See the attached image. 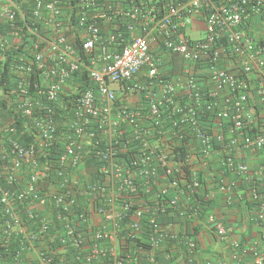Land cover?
I'll return each mask as SVG.
<instances>
[{"label": "built area", "instance_id": "1", "mask_svg": "<svg viewBox=\"0 0 264 264\" xmlns=\"http://www.w3.org/2000/svg\"><path fill=\"white\" fill-rule=\"evenodd\" d=\"M3 1L0 18L15 31L8 33L18 39L15 44L22 35L17 16L42 25L36 29L24 23L35 39H29L28 52L12 66L18 85L12 90V114L29 119L35 140L26 146L11 141L8 147L0 140V176L6 180V185L0 180L4 238L22 235L35 264H56L33 241L42 244L58 226L60 243L76 251L77 264H138L144 248L138 247L133 259L127 242L141 236L145 223L149 242L172 239L163 230L171 224L161 223L172 212L207 216L216 235L225 238L227 230L208 213L211 187L229 203L233 189L247 182L251 172L241 151L264 153V0H77L75 28L61 21L64 0H33L30 10ZM126 18L131 22L124 24ZM198 21L202 34L191 39L187 29ZM173 56L178 57V72L164 77L162 72L173 67ZM32 66L42 72V81L32 86L39 92L45 88L43 98L50 106L32 96L26 81ZM80 70L94 87L71 100L73 118L59 122L53 107L62 94L76 93L79 82L72 80ZM202 110L211 112L217 140L230 139L220 144V169L211 164L217 153L215 135L196 120ZM173 116L183 124L171 136L165 123ZM12 124L0 122V134L14 132ZM58 139L63 152L55 168L57 180L45 182L39 154ZM180 145L195 151L187 163L193 164L191 157L196 156L199 165L186 170L189 182L184 165L171 160ZM91 164L96 166L92 174L86 169ZM22 167L27 180L20 183ZM257 172L264 174V166ZM197 191L200 202L191 194ZM246 193L256 203L254 220L262 227L259 239L264 244V199L254 185ZM27 201L28 208L19 207ZM92 219L102 227L92 229ZM28 221L36 222L37 229L27 231L32 225ZM89 241L95 247L82 253ZM193 248L190 244L189 252ZM248 251L254 264H264V254ZM57 262L68 264V259Z\"/></svg>", "mask_w": 264, "mask_h": 264}, {"label": "trees", "instance_id": "2", "mask_svg": "<svg viewBox=\"0 0 264 264\" xmlns=\"http://www.w3.org/2000/svg\"><path fill=\"white\" fill-rule=\"evenodd\" d=\"M32 1L33 0H13V2L16 3V5H18L21 10L22 9L26 10L28 8L30 10V5ZM76 1L77 0H64L65 3L63 6H66V8L64 9V16L61 18L62 23L68 25L69 27L74 26V28L76 27L74 14H75V11L78 10L77 5L75 4ZM98 1L99 3H101V0H97V2ZM5 4H6L5 1L1 2L0 8H3ZM24 21L21 22V18L17 16V21L15 25L17 27L22 26V28L19 30V33H22V35H20L21 42H19L18 44H15V43H12L11 41L12 36L8 34V33H13L15 31L11 30L12 28L7 23V21L0 18V35L2 36L3 41H6V42H3L6 44L0 45V117H1L0 122H6V121L10 122L11 120L13 121V124L11 126L14 128V132H8L7 134H0V140H2L5 147H8L11 141H15L22 146H26L27 144L35 140L34 130L30 126L29 119H27L25 116L21 114H12L13 101L16 99V94L12 93V90L18 88L17 80L15 79L16 75L14 71L12 70L13 63L19 57L20 54L28 52L27 49L29 48L27 45L29 44V39H31L32 36L26 32V26L29 25L33 28L37 27L38 29L42 27V25L40 24H32L31 21L27 20V18H25ZM128 22L130 23L131 21L126 18L124 20V24H127ZM24 23H27V25H25ZM32 39H35V37H33ZM74 42L79 48V41L75 40ZM205 62L210 63L209 60H205ZM170 68L171 70L167 71V73H169V77H171L170 75H172L173 73L174 74L176 73V71H173L172 66ZM40 73L42 72L36 66H32L30 69V74L27 76L26 81L29 82L32 96L34 95L38 97L37 99L39 100V103L44 104L46 100L43 98V96L45 97V94H43L42 92L44 91L45 88L41 87L39 89L40 90L39 92L38 90H35V88H33L32 86L33 83L42 81V77ZM77 73L78 74H75L72 80V83L74 84L79 82V84L76 87L77 89L76 93H74V95H72L71 97L65 96L64 94H62L59 97L60 103H57V105L53 107L54 118L55 120L59 122H62V121H64V123L69 122L68 120L73 118L72 112L69 111V106H70L69 102H72L73 100L78 99L81 93L85 91L86 89L94 87L93 83H91V81L87 78L86 72H84L83 70H80ZM22 79H24V77ZM46 104L50 106V104L47 101H46ZM134 108H137V106H135ZM140 112L144 113L145 110H141ZM200 113L201 114L198 115V118H196V120L198 123H201L202 126H204L203 123H208L212 121V115L210 114L211 112L207 110H202ZM182 124L183 123H180L177 121L176 116H173L170 120L166 121L165 129L167 130V133H169V135L172 136L174 131H177L178 128L182 127ZM216 142L215 141L213 142V144L215 143L214 144L215 147L218 146ZM173 151L174 152L171 154V160L174 163L180 162L182 163V165H184L182 169L183 171L186 172L185 178L187 179L189 177V172L186 171L188 167L196 169L195 166H199L196 163L197 158L193 164L187 163V161L190 160L191 155L189 152V148L186 147L185 145H180L176 147L175 150ZM62 152H63V143L60 141V139H58L57 142L54 143L50 148L48 149L45 148L43 152L39 154V161L43 165L45 169V173H46L45 182L55 183V181L57 180V177L55 174V168L57 167V160L62 155ZM89 163L90 162H88L87 164ZM95 167L96 166H94V164H91V166L87 165L86 167L87 173L89 172L90 174H92ZM217 168L220 169L221 167L217 165ZM18 176H19L20 183L25 182V180H27L26 179L27 172L24 167H22L20 171H18ZM3 178L4 176L1 175L0 176L1 185H6V180ZM187 180L189 182V179ZM15 187L16 185L13 183L12 189H14ZM182 187H187V184H184L183 182ZM203 188L204 187H202V189ZM199 191L195 193H191L192 197L193 198L195 197L196 200L200 199ZM202 193H206V190H202ZM28 204L29 203L27 201L22 206H19V207L25 209V208H28ZM30 205L31 204H29V206ZM205 205H206L205 203L201 204V206H205ZM254 205L255 204L253 202L248 203V207L251 209L252 208L254 209L255 207ZM40 213L41 211L38 212V214ZM42 213L47 214L48 213L47 209L46 210L44 209ZM173 213L174 215L176 214L175 212ZM20 214L25 220L26 219L25 215L22 213L21 210H20ZM0 217H1V212H0ZM179 217H185V216H179ZM53 218L54 216L51 217L52 220ZM26 223L32 224L30 228H27V231L37 229L38 227V224L36 222L32 223V221H28ZM61 231L62 229L59 226L57 227L56 230H53L51 228L50 233H49L51 238H48V240L47 239L43 240L42 244H40L39 241L37 240L33 241L34 242L33 245L35 246L34 248H37L40 251H43V253L47 252V254L45 255L53 256V259L56 262V264H58L57 261H60V258L62 257H65L68 259V264H77V260H74L75 259L74 254H76V251L73 248H69L60 243L59 235ZM123 233H124V230L123 228H121L119 232V238L122 237ZM4 237L5 236L3 235L2 228H1V231H0V264H35L33 263L34 260H30L28 258V255H30V253H28V247L22 235H13L7 240ZM140 242H142V244L145 245V246L142 245L141 247L143 248L148 247L146 243V242H149L146 223H145V229L142 231L141 236H139V238H137L136 240H133V238L129 239V242H127L128 246L132 244V247L129 248L130 249L129 253L132 255L133 259L135 258L134 251L138 248L139 245H141ZM138 264H148V263L138 260Z\"/></svg>", "mask_w": 264, "mask_h": 264}, {"label": "crops", "instance_id": "3", "mask_svg": "<svg viewBox=\"0 0 264 264\" xmlns=\"http://www.w3.org/2000/svg\"><path fill=\"white\" fill-rule=\"evenodd\" d=\"M188 32L191 36H200L202 34L201 21L195 22ZM17 40L15 38L11 41L16 43ZM162 76L169 77V73L163 71ZM203 124L205 126H202L203 128L210 127L212 134L215 135L213 142L217 141V153L211 158V164L215 165L214 168L217 169V165L221 167L224 155L223 147L220 144L225 140V143H229L230 139L226 136L220 143L216 138L219 133L218 128L210 122ZM193 142L196 144L194 140ZM190 152L193 153L192 155L195 153L194 150H190ZM241 155L243 161L251 168L249 180L233 189L229 203H226L224 196L217 192L216 187L212 186L213 192L210 193L211 197L208 201V213L223 225L227 230V236L223 239L219 238L207 221V216L187 218L179 217L172 212L168 217L161 219V223L162 225H165L166 222L171 224L170 227H164L163 230L166 234H172L173 238L161 242H146L148 247H144L141 256L137 255L138 260L148 264H254V257L248 250L264 254V244L259 239L262 227L255 223L253 208L248 207V203L253 201L246 193L248 187L254 185L258 188L260 199H264V174L257 172L260 166H264V153L252 154L242 150ZM191 160L194 162L196 156L191 157ZM215 182H211V185ZM253 203L256 205L255 202ZM97 224H100V220L92 219L90 226L92 229L102 227H98ZM87 235L90 236V231H87ZM233 243L238 244L239 247L234 248ZM140 244L138 247L143 245L142 242ZM190 244L194 245L191 252H189ZM95 245L92 241L85 242L81 252L89 253ZM131 247L132 244L129 248ZM243 249H247V252L241 254Z\"/></svg>", "mask_w": 264, "mask_h": 264}, {"label": "clouds", "instance_id": "4", "mask_svg": "<svg viewBox=\"0 0 264 264\" xmlns=\"http://www.w3.org/2000/svg\"><path fill=\"white\" fill-rule=\"evenodd\" d=\"M191 28H189V29H187V34H188V37L189 38H191V39H195V38H198V37H195V36H191L190 34H189V30H190ZM178 57H176V56H173V71H176V73L174 74H172V75H170L171 77L172 76H175L176 74H177V72H178V67H179V64H178ZM170 78V77H169ZM212 121H210V123H211ZM35 247V246H34Z\"/></svg>", "mask_w": 264, "mask_h": 264}]
</instances>
